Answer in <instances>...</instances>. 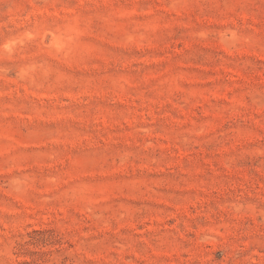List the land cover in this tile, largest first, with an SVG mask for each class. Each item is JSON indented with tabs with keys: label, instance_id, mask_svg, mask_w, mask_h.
Listing matches in <instances>:
<instances>
[{
	"label": "rangeland",
	"instance_id": "374dc122",
	"mask_svg": "<svg viewBox=\"0 0 264 264\" xmlns=\"http://www.w3.org/2000/svg\"><path fill=\"white\" fill-rule=\"evenodd\" d=\"M0 264H264V0H0Z\"/></svg>",
	"mask_w": 264,
	"mask_h": 264
}]
</instances>
